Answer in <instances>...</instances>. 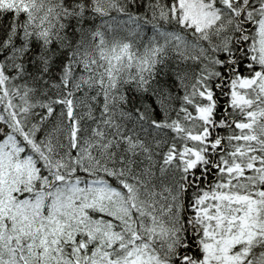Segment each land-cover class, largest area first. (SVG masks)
I'll return each instance as SVG.
<instances>
[{
	"label": "snow or ice",
	"instance_id": "snow-or-ice-1",
	"mask_svg": "<svg viewBox=\"0 0 264 264\" xmlns=\"http://www.w3.org/2000/svg\"><path fill=\"white\" fill-rule=\"evenodd\" d=\"M0 264H264V0H0Z\"/></svg>",
	"mask_w": 264,
	"mask_h": 264
}]
</instances>
